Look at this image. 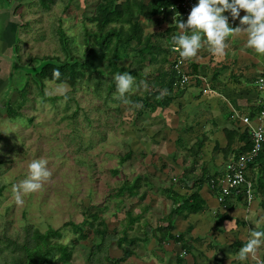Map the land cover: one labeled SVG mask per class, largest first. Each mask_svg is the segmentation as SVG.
I'll return each instance as SVG.
<instances>
[{"label":"trees","instance_id":"trees-1","mask_svg":"<svg viewBox=\"0 0 264 264\" xmlns=\"http://www.w3.org/2000/svg\"><path fill=\"white\" fill-rule=\"evenodd\" d=\"M7 1L9 3V0H1V5ZM87 1L88 4L92 2L91 4L94 5L91 17L85 19V23H90L91 27L85 25L83 43L80 46H76L60 26L53 27V33L58 37L64 58L53 55L35 56L23 62L19 56V45L13 46L22 65L37 66L40 61L49 59L63 63L68 60L69 56L72 61L78 60L79 62L62 67L45 66L36 76L37 80L31 75L21 74L24 85L10 90L15 94L7 99L5 105L7 115L12 120L22 117L21 110L29 100L27 96L32 90L31 83L37 85L38 90H36L44 94V97L47 96L44 88L48 81L57 84L66 83L74 91L87 85L93 88L99 98L104 100L106 106L111 101L115 102L118 111L124 103L114 99L116 93L114 76L117 73H129L135 78V86L128 95H132V103L135 109L138 108L136 112L138 117L146 112L155 113L158 109H167L175 100L185 96L189 87L180 83L177 71L171 62L172 37L179 33V29L175 26L176 21L185 22L182 9L176 8L178 0ZM27 2L29 5H36L43 13L48 14L59 5L63 10L69 9L75 0H28ZM21 3L15 12L21 8ZM154 17H158L156 21L159 25L168 22L169 26L162 31H147L140 19L151 20ZM191 68L192 73L198 77L199 66L191 63ZM55 69L60 72L59 78L53 77ZM197 84L200 85L198 80ZM137 104L141 107H136ZM259 111L260 108L257 106L251 110L249 116L254 119ZM228 123L229 125L223 130L227 141L225 147L221 148L216 144L213 151L223 154L225 168L231 158H238L254 146L249 128L242 127L237 118H230ZM208 140L206 135L197 139L193 145L182 143L183 140L180 138L177 140L184 147L181 157L183 164L188 165L190 161H194L195 169L180 179H176L173 184H168L148 171L133 175L129 171L132 167L133 152L126 153L120 158V164L128 174L125 172L118 181L112 196L124 206L129 201L139 202V207L123 211L124 218L120 229L110 230L107 219L103 216L106 210L98 212L87 210L81 225L70 221L58 229L51 228L46 232L33 224H27L20 232L10 234V228L5 226L0 235V264H76L74 262L75 250L83 256L84 264H121L132 256L141 255L145 249L144 244L151 236L156 239L159 249L164 248L169 241L181 244L186 251L191 249L186 243L184 234H173L175 230L173 219L177 216L189 218L190 215L205 210L206 202L201 195L205 184L210 188L214 187L211 189L212 192L219 195L220 180L224 175L221 172L213 173L217 169L214 166L215 160L213 159L211 165L203 164L199 173L196 171V168L200 167L197 161L203 156V149ZM178 150L180 148L177 147L172 154L175 159H177ZM248 170V178L253 185V191L264 197V146L259 156L249 165ZM223 171L225 172V169ZM114 173L119 174V170H114ZM175 185L189 190L190 194L178 193L174 189ZM2 191L3 188L0 187V194ZM150 195L163 198L172 205L167 216L160 217L153 212L152 205L147 203ZM239 195L243 196V194ZM151 212L157 219L156 228L151 226L147 218V214ZM148 227L151 228V232ZM67 228L80 232V235L75 237L70 245L61 242L62 232ZM88 241L90 245L85 244ZM114 245L123 251L122 258H113L111 249Z\"/></svg>","mask_w":264,"mask_h":264},{"label":"rangeland","instance_id":"rangeland-1","mask_svg":"<svg viewBox=\"0 0 264 264\" xmlns=\"http://www.w3.org/2000/svg\"><path fill=\"white\" fill-rule=\"evenodd\" d=\"M27 1H21L22 6L17 12L11 9L14 0L11 4L10 0L2 3L0 53L8 54L11 46L19 45L23 62L35 56L63 57L58 37L53 33L54 26H60L76 46L83 43L84 27H91L85 19L91 17L92 2L75 0L67 10L59 5L46 14ZM156 20L152 18L142 24L150 32L162 31L169 26L168 22L159 25ZM21 73L15 72L10 80V67L0 59V187L3 188L0 194V235L5 226L10 228V234H15L27 224L35 225L43 232L58 229L70 221L81 225L87 210H106L103 216L112 227L115 221L122 219L125 209L139 207L136 200L124 206L112 196L118 181L125 172L128 174L121 166L120 158L133 152L129 170L133 175L147 171L163 172L162 169L168 166L161 165L158 160L162 162L164 158L152 151L159 135L164 134V123L154 118L151 112L138 117L132 95L127 96L130 103L120 106L117 111L115 102L106 106L92 87L83 85L74 91L66 83L53 81L46 82L44 88L48 97L39 93L37 85L31 83L32 90L21 110L22 117L12 120L5 105L15 94L10 90L24 85ZM59 86H63L66 92V101L63 94L56 92ZM177 132L183 134L186 129ZM180 136L182 143L187 144ZM177 147L180 148L179 159L184 147L176 140L175 151ZM39 158L48 161L52 175L42 190L26 195L24 204L17 206L13 186L27 178L29 163ZM169 164L175 167L172 158ZM116 169L119 174L114 173ZM153 200L151 198L156 206L158 200L155 203ZM78 235V230L67 228L62 232L61 242L70 245ZM85 244L90 245V242ZM74 262L84 264V258L77 250Z\"/></svg>","mask_w":264,"mask_h":264},{"label":"crops","instance_id":"crops-1","mask_svg":"<svg viewBox=\"0 0 264 264\" xmlns=\"http://www.w3.org/2000/svg\"><path fill=\"white\" fill-rule=\"evenodd\" d=\"M224 15L228 17L230 27H240V20H234L230 12H225ZM244 15L246 13L241 10V18ZM143 21L150 20L141 18V24ZM142 26L145 28L143 24ZM246 39L244 35L230 39L223 57H215L207 47L202 48L198 56L191 60L199 66V76L196 79L200 85L189 87L183 98L175 100L169 108L158 109L153 113L154 118L164 123V134L159 135L152 152L164 158L160 162L156 156L158 163L168 167H164L163 172H150L151 174L168 184H173L176 179L195 169L194 161L184 165L181 158L172 157L176 149V140L180 135L188 145H193L197 139L206 135L209 140L203 149V156L197 161L200 167L196 168V171L199 173L203 164L211 165L214 159V166L217 169L213 173L224 174V171L222 172L225 169L224 156L222 153L213 152L214 148L216 144L221 148L225 147L227 141L223 130L229 125L230 118L235 119L236 114L249 115L251 110L258 106V94L254 83L264 69V56H259L247 48ZM207 85H210L208 93L205 94L208 96L202 97L203 88ZM178 124L180 128L177 127ZM183 128L186 129V133L177 132ZM167 135H170V138L165 141L164 137ZM170 158L175 162V167L169 164ZM174 189L182 195L190 194L189 190L180 185H175ZM201 195L206 202L205 210L190 215L189 218L177 216L173 219L175 226L173 234H184L191 249L186 251L181 244H175L173 241L167 242L164 248L159 249L156 239L151 236L144 244L145 249L141 255L132 256L121 264H241L236 254L249 238L250 230L264 231V223L257 225L258 220H264V197L254 192L249 201L246 197L234 193L221 204L218 196L206 184ZM150 197L154 199V203L158 200L156 206ZM147 200H149L147 203L152 205L153 212L160 217L167 216L172 209V205L163 198L150 195ZM153 212L147 218L151 226L156 228L158 224ZM119 219L112 227L109 226L111 231L121 228L122 219L121 217ZM107 223L109 225L108 220ZM148 229L151 232V228ZM111 254L116 259L123 257V251L116 245L112 247ZM258 256L264 261V247L259 250ZM247 264L253 262L249 260Z\"/></svg>","mask_w":264,"mask_h":264},{"label":"clouds","instance_id":"clouds-1","mask_svg":"<svg viewBox=\"0 0 264 264\" xmlns=\"http://www.w3.org/2000/svg\"><path fill=\"white\" fill-rule=\"evenodd\" d=\"M241 10L246 13L242 18ZM225 12H230L234 20L239 19L240 27H230ZM175 26L179 33L172 37V48L179 53L182 61L196 58L199 51L205 47L213 56L223 57L229 47L228 41L241 35L247 38V48L259 56H264V0H198V4L191 9L187 22L176 21ZM59 76V70H53V77ZM114 80V99L129 104L127 96L134 89L135 78L129 73H117ZM56 92L63 94L65 101L68 99L63 86H59ZM136 107L141 105L137 104ZM51 175L46 159L32 160L28 165L27 178L13 186V198L17 206L24 204L26 195L42 190ZM260 223H264V220L257 221V225ZM262 247L264 231L250 230L249 238L236 257L241 264H247L249 260L253 264H264L258 256Z\"/></svg>","mask_w":264,"mask_h":264},{"label":"built area","instance_id":"built-area-1","mask_svg":"<svg viewBox=\"0 0 264 264\" xmlns=\"http://www.w3.org/2000/svg\"><path fill=\"white\" fill-rule=\"evenodd\" d=\"M197 4L198 0H178L176 2V8H181L183 11L185 22H187L191 9ZM171 62L173 68L177 71L178 80L182 85L188 87L197 85V76L192 73L191 60L182 61L179 53L173 51ZM254 88L258 94V107L260 108L258 116L252 119L249 115H235V118L240 121L242 127L251 130L254 146L249 152L238 158L233 157L227 163L224 176L220 180V191L217 197L221 204L233 193L243 194L249 201L253 197V185L248 178V167L259 156L264 146V69L256 78ZM209 89L210 85H207V87L203 88V93H208ZM211 189H214V187H211Z\"/></svg>","mask_w":264,"mask_h":264},{"label":"water","instance_id":"water-1","mask_svg":"<svg viewBox=\"0 0 264 264\" xmlns=\"http://www.w3.org/2000/svg\"><path fill=\"white\" fill-rule=\"evenodd\" d=\"M20 2L21 0H14L11 9H13V11H16L17 7L20 5ZM1 13H2V7L0 0V23H1ZM0 59L2 61H6L8 66L10 67V80L12 79L13 76H15V72H22L21 74L31 75L34 79H36V76L42 72L45 66L55 65L58 67H62L65 66L66 64L73 65L76 62H79L78 60L72 61L71 56H69L68 60L63 63L58 62L57 60L49 59V60L40 61V63L37 66L22 65L20 64L19 58L14 51V47L12 46L10 47V52L8 54L0 53Z\"/></svg>","mask_w":264,"mask_h":264}]
</instances>
